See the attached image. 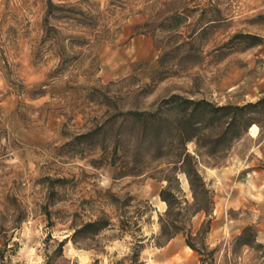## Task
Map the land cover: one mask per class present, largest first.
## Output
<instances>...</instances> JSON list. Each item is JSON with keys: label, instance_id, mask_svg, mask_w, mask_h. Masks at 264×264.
Returning <instances> with one entry per match:
<instances>
[{"label": "rangeland", "instance_id": "rangeland-1", "mask_svg": "<svg viewBox=\"0 0 264 264\" xmlns=\"http://www.w3.org/2000/svg\"><path fill=\"white\" fill-rule=\"evenodd\" d=\"M173 96L217 108L264 99V0H0V264H131L117 223L147 202L135 235H158L155 178L169 167L138 156V125L120 113ZM171 115L177 123L181 108ZM244 116L253 124L240 137L200 142L215 156L199 160L214 193L199 264H264V113ZM228 121L206 133L212 142ZM98 219L112 226L81 232ZM206 220L191 219L192 237ZM163 241H144L140 262Z\"/></svg>", "mask_w": 264, "mask_h": 264}, {"label": "trees", "instance_id": "trees-1", "mask_svg": "<svg viewBox=\"0 0 264 264\" xmlns=\"http://www.w3.org/2000/svg\"><path fill=\"white\" fill-rule=\"evenodd\" d=\"M175 106H179L182 111L181 119L177 123L172 120L171 115ZM252 109L264 113V99L255 104L241 107L227 105L217 108L206 101L194 102L173 96L166 100L164 107H159L154 111L120 113L121 119L126 120L130 117L138 125L137 135L135 136L138 156H140L139 152L145 151L144 154L147 157L154 161L163 160L169 167L159 178H155L165 182V186L159 193V198L166 205V210L158 216V235L142 239L135 235V233L141 231V228L138 227L140 219L152 211L147 202H144L146 210L133 217L134 222L127 220L125 225L120 221L117 223L118 229L133 239L134 246L132 247V255L129 258L131 264H141L142 243L147 239L163 238V242L166 244L176 236L182 235L186 246L193 252L200 255V250H206L205 240L211 227L214 193L209 189L201 173L199 168L201 162L199 160L205 157L212 160L215 155L213 153H202L200 150L206 147H202L200 142L205 139L208 145L216 146L224 142L232 129H234L232 136L235 138L240 137L253 124L251 121L244 119V114ZM196 114H199V120L194 118ZM223 119H229V121L225 123L226 126L223 131L218 134L217 140L215 139L212 142V136L206 133L214 128L213 126H215L217 120ZM100 130L98 136H103L105 134L104 127ZM117 136L122 137L120 130H118ZM117 141L119 142V140ZM190 142L196 143V155L190 154L186 148L187 143ZM103 152H106V149ZM117 152L118 148H115L112 154H117ZM205 164L210 165L208 161ZM178 175L184 176L187 182L191 197L190 201L185 199ZM133 201L134 199L128 195L124 207H130ZM197 215H202L207 220L202 223L196 236L192 237L189 223ZM111 226L110 219L107 221L98 219L86 223L81 232L98 234ZM164 244L156 243V246L160 248ZM213 253L214 251H211L210 256H213ZM201 263L203 262L201 261Z\"/></svg>", "mask_w": 264, "mask_h": 264}, {"label": "crops", "instance_id": "crops-1", "mask_svg": "<svg viewBox=\"0 0 264 264\" xmlns=\"http://www.w3.org/2000/svg\"><path fill=\"white\" fill-rule=\"evenodd\" d=\"M212 226L214 227V223ZM212 238L211 230L208 237L209 243L212 242ZM219 241L220 239L216 242ZM159 251L149 262L145 261L141 264H199L197 254L186 246L183 238L180 239L178 236L171 239Z\"/></svg>", "mask_w": 264, "mask_h": 264}]
</instances>
